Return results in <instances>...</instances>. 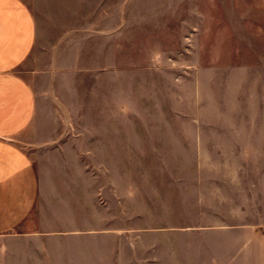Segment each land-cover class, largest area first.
I'll return each instance as SVG.
<instances>
[{
	"label": "rangeland",
	"instance_id": "1",
	"mask_svg": "<svg viewBox=\"0 0 264 264\" xmlns=\"http://www.w3.org/2000/svg\"><path fill=\"white\" fill-rule=\"evenodd\" d=\"M24 1L50 29L80 31L81 46L71 56L76 67L66 77L83 99L98 94L104 105L107 78H114L115 96L124 82L129 192L125 182L124 191L111 188L104 156L72 157L67 172L81 180L72 195L51 201L49 213L50 224H72V233L2 236L0 264H200L197 246L185 243L264 238V228L242 226L264 213L230 212L253 203L249 177L248 190L225 197L199 189L203 176L237 173L235 157L247 161L243 174L264 173V0ZM191 127L203 128L207 141L199 144ZM173 128L178 132H165ZM89 172L97 174V193ZM204 205L225 212H203ZM222 220L236 227L210 226ZM258 249L264 252V244Z\"/></svg>",
	"mask_w": 264,
	"mask_h": 264
},
{
	"label": "crops",
	"instance_id": "2",
	"mask_svg": "<svg viewBox=\"0 0 264 264\" xmlns=\"http://www.w3.org/2000/svg\"><path fill=\"white\" fill-rule=\"evenodd\" d=\"M78 32L66 34L54 27L50 29L49 23H41L24 0H0V238L13 233H72V224L62 221L52 225L49 219L51 201L72 195L78 187L75 182L81 180L82 174L67 172V160L72 157L104 156L105 175L111 188L120 186L124 191L126 183L128 195V173H124V167L126 170L129 165L131 142L130 127L124 123V116L129 113L128 95L126 100L122 82L121 95L115 96L113 77L105 82L104 105L99 103L98 94L83 99L75 92L76 82L66 77V70L76 67L71 56L82 43ZM89 38L91 34L85 37ZM87 116H105L111 118V123L75 122L76 117ZM194 129L191 127L190 131L198 134L194 136L197 142H206L201 135L203 128ZM184 131L188 133L186 128ZM165 132L174 134L178 130ZM166 139L171 141L173 136ZM214 157L210 156L212 160ZM202 158L205 157L201 156V164ZM234 162L237 173L203 176L199 189L201 192L212 189L225 197L228 190H248L243 181L249 177L248 181L255 182L253 203H249L248 209L239 205L230 212L264 213V173L245 175L242 166L247 161L240 156ZM88 174L89 181H94L90 189L97 193V174ZM114 177L120 184L114 183ZM201 209L225 212L219 205H204ZM211 224L219 228L236 227L223 220ZM242 226L264 228V218L256 217L250 225ZM185 244L197 246L195 254L200 255L197 258L200 264H264V252L258 251V246L264 244L262 237H202ZM226 245L235 246L231 248L233 252L224 249Z\"/></svg>",
	"mask_w": 264,
	"mask_h": 264
}]
</instances>
